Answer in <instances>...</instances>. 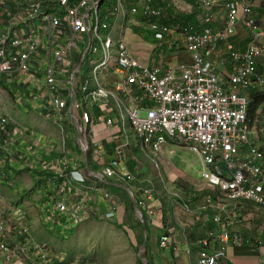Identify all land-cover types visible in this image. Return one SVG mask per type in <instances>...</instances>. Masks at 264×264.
<instances>
[{
    "label": "built area",
    "instance_id": "built-area-1",
    "mask_svg": "<svg viewBox=\"0 0 264 264\" xmlns=\"http://www.w3.org/2000/svg\"><path fill=\"white\" fill-rule=\"evenodd\" d=\"M110 1V9H103L105 0H0V91L18 89L19 101L37 103L41 116L63 128L59 153L51 158L38 157L41 148L34 141L27 148L29 157L10 151L27 130L2 97L0 153L6 162L21 161L26 171L35 172L41 191L48 187L51 202L42 223L67 233L90 217L120 221L124 212L108 193L103 196L109 207L102 214L91 203L83 185L87 177L77 169L76 148L69 144L66 124L72 115L83 133L88 128L100 133L103 125L115 136V126L120 129L112 158L107 159L101 142H94L91 148L87 143L94 149L91 159L105 178L129 186L150 226L161 208L151 205L152 179L139 177L129 166L137 159L134 148L153 169L165 145L187 148L200 160V179L208 193L201 202L183 201L178 217L172 211L173 224L166 214L157 250L169 251L174 260L184 253L188 264H234L231 248L260 250L263 244L237 225L246 202L264 207V150L250 140L264 101L248 119L254 95H264V12L255 11L250 0H197L195 22L185 24L181 16L193 10L182 12L178 0L170 1L172 13L156 0ZM120 19L118 37L113 31ZM239 26L248 35L244 51L229 41ZM132 28L146 29L167 50L186 53L190 63L178 68L142 65L125 42ZM84 63L87 75L81 78ZM93 106L100 108L96 117ZM207 210L214 227L204 220ZM183 214L205 230L195 244L179 242L180 230L186 229ZM28 216L22 204L0 195V264H93L82 254L71 256L38 242ZM256 264H264V255Z\"/></svg>",
    "mask_w": 264,
    "mask_h": 264
},
{
    "label": "crops",
    "instance_id": "crops-1",
    "mask_svg": "<svg viewBox=\"0 0 264 264\" xmlns=\"http://www.w3.org/2000/svg\"><path fill=\"white\" fill-rule=\"evenodd\" d=\"M170 1L171 0H156L155 4L164 8V10L166 12L172 13L174 11V7L171 5ZM178 1L180 3L181 9L184 10L182 12H186L187 7H188L189 11H190V9L193 10V12L190 14L184 13V16H186V15L194 16L193 19L191 20V22H194L196 14L199 12V3L197 2V0H178ZM121 22L123 23L122 19H120V22L118 23L119 24L118 27H116L115 30L113 31V33L118 37H120ZM215 26L217 27L218 25H215ZM129 32H131V33H129ZM147 37H149V38H147ZM135 38H136V40H134ZM229 41L233 44L234 49L236 51H244L246 43L248 41L247 31L242 26H239L237 28L236 34L232 38H230ZM125 42L131 48V50L133 51L137 60L142 65L147 66V67H152L156 64V66H164L165 68H178V67H182V66L190 63L189 57L186 53L179 52V51L175 52V51L167 50L165 48L164 44L163 45L157 44L152 39L150 32H148L146 29H141V31H137V28H134L132 30L127 31V33H125ZM168 53L173 54L172 56L167 58L170 61L169 63L167 62V59L165 58ZM81 68H82V66H81ZM79 69H80V67H79ZM79 69L76 70V72H78ZM76 72L74 71V73H76ZM18 106H19L18 112H17L18 121L17 120L16 121L27 130V134L24 136H20L16 140V142H14L12 145H10L9 150L14 151V152H18V153H26L27 157H29L30 154L27 153V148L34 141L35 143L40 144L41 150L39 151L38 157H40L42 159H46V158H51V157L57 155L58 154L57 150L52 145H53V143L58 142V140H59V139H57L58 137L56 139H54L53 137H51L50 132H49V134H47V131H44L39 127H36V129L34 130L31 127L30 122H28L24 118V113L26 111L25 110L26 108H29L33 113L37 114L38 116H41L37 110L38 104L37 103H29V104L22 105V104L18 103L17 107ZM67 106L69 109L70 101L68 102ZM99 109L100 108H98V106H93V111H92L93 117H96V115H97L96 112H98ZM42 118H44V117L42 116ZM71 121H72V119H71ZM48 122H50V121H48ZM69 124H70V122H67V124H66V125H68V126H66L68 128V130L70 128ZM72 125L73 126L69 130V133L71 136H76L77 131L74 127V123H72ZM101 129H102V132L97 133L96 131H91L88 128L85 130V133H83V137L86 139L87 143L90 144L89 145L90 148L94 142H101L105 146V151L107 152V154H106L107 159H111L112 158L111 150H112L113 146L117 145L118 143L121 142V140L118 139V134H119L120 129L115 126V129H114L115 136L110 135L109 131H107V130L104 131L103 125H101ZM28 131L30 132L29 134H28ZM37 135L40 139L37 137ZM60 138H61V136H60ZM76 138H77V136H76ZM45 142H47L48 144H45ZM77 143H79V142L77 141L76 144ZM173 147L177 148V146H173L171 144L165 145L163 147L161 155H163L164 153L165 154L169 153L168 149L173 148ZM261 148H262V146H261ZM78 151H80V153ZM92 151H94V149H90L91 154L93 153ZM75 152L78 155V157L80 156L79 157L80 159L78 160V163H77V167H79L78 169L81 170L80 169L81 166L85 167L86 159L83 156L82 151L78 146H77ZM134 156L137 159H136V161H133L131 163V169H135V171L137 170L136 171L137 174L138 173L143 174L142 163L144 160L140 159V153H139V150L137 148H134ZM3 159L5 161H3ZM87 162L89 163V160ZM91 162L94 166H97L100 169V167L97 164H95L93 162V160H91ZM21 163H22L21 161L6 162L5 155H1V153H0V186H2V189L4 191V195L7 198H9V200L20 201V204H22L25 207V209L28 211L29 224H30V227H31V230H32V233H33V236L35 237V239L38 242L47 243V241H50V239L53 237V234H52L53 229L51 228L52 229V230H50L51 232L47 233L46 228H48V227L44 223H42L41 220H42V217L44 214V210L47 207H49L48 205L51 202V198H50V196H48L49 194L47 195L48 192L46 190L45 191L38 190L39 189L38 188V182H35L34 175H31L26 170H23V166ZM144 164L146 165L147 168L151 169V166L148 165L147 161H144ZM184 173L187 174L186 171ZM3 176H5L6 178L2 179ZM166 176H169V175H166ZM189 176L196 179L197 181H198V179H200L199 173H198L199 178L196 175L193 177L189 174ZM158 177L159 178H156V180H153L154 181L153 185H155L156 193L159 191L169 192L170 189H172L174 187V185L171 186V184L166 182V180L164 179V177H162V175L160 173H158ZM13 178H15V179L13 180ZM10 179L14 181V185L9 184ZM28 179H29V181H26ZM167 180L169 181V177H167ZM88 181H89L88 182L89 184L96 185L95 182H92L90 180H88ZM105 181H107L109 183L116 184L115 182L110 181V180H105ZM201 182L203 183L202 180H201ZM99 183H97V185H99L101 187L102 191L109 192V194L111 196H113L116 200L119 199V195H120L121 191H119V192L113 191L111 189V187L112 186L115 187L114 185L103 184V183L99 184ZM189 185H190L189 187L191 188L193 183L189 182ZM195 188H196V186L193 188L194 192H191L188 189L183 191V193H185L187 196H189L188 198L183 197L184 201H189L192 203L193 200H196L197 202H201L203 200L202 199L203 195L202 194H199V195L196 194L198 192V190H196ZM46 189H48V187ZM162 192H160V193H162ZM169 193H171V192H169ZM206 193H208V190ZM90 196H91V199H93V200H91V203H95L96 205H98L100 207V204L104 201L103 207H100V208L101 209H108L107 200L104 199V197L102 196V194L99 191L92 192V190H90ZM155 199L152 200L153 202L151 203V205H153L155 207L160 206V208L163 207L165 210H164V214H163L162 210L160 211V213H159L160 215H159L156 223H153L151 226L150 225L148 226V232H149V230H152V231H155L156 234L153 235V237L151 239H149V236H148V241L146 242V244H148L147 249L152 248L151 244H158L157 243L158 238L161 235L162 231L164 230V227L168 224L167 219L165 217L166 213L168 212L167 211L168 209L166 207H168V206H166V207L163 206V204H164L163 200H162L163 201V204H162V202L159 198L155 197ZM44 200L46 202L47 207L43 206ZM147 203H149V202H147ZM171 205L173 207V210L176 208L180 212L179 206H174L173 204H171ZM210 211L211 210L206 211L205 216H204V220L208 223L209 226L214 227V224H212L210 222ZM244 214L247 218L246 219L247 221H245L244 223L252 221V223L255 224L256 220L262 219V225H263L262 229L264 230V216H261L259 213L256 212V210L254 209V205H252V204L248 205V208ZM181 218H183L182 221H183V224L186 226V229H184V231L180 230L179 238H178L180 244H195L199 238L205 236L204 228H202V226H200L199 224H195V222L192 219V216L190 214H183L181 216ZM120 219H122V218H120ZM87 222H89V221H87ZM110 222H113V221H110ZM237 230L245 232L247 237H253V238L255 237V236L250 234L252 231V225L244 224L240 228L237 227ZM84 231H85V228H84V226H82V227H80V229L77 230V232L75 231L76 233L72 232L73 234L70 236L72 238L66 237V243L77 244L76 247H78L80 244H85V239L87 237H86V235H83ZM55 233H57V235L59 234V237L69 235L65 232H60V231H57ZM253 233H256V232H253ZM262 234L264 237V231ZM184 247L185 246L183 245V249H184ZM153 248H154V246H153ZM71 252L76 253L77 251L71 250ZM71 252H70L71 256H74L77 254H82L85 259L87 258V259L91 260V258L89 256H87L86 253H82V251L77 252V254H71ZM152 252H156V251L154 249H152ZM154 254L157 255L159 260H157L153 257V259L151 258V260H150L151 264H159L158 263L159 261H161L163 264H188V258L184 253L180 256V258L175 259V260H174V257H171L169 251L164 252V253L163 252L160 253L157 251ZM229 255H230V261L233 262L234 264H256L258 258H260L262 255H264V242H263L260 250H257L256 248H247V247L242 248V249L231 248ZM191 259L195 263V261L197 259V252H193ZM181 260L183 261V263Z\"/></svg>",
    "mask_w": 264,
    "mask_h": 264
},
{
    "label": "rangeland",
    "instance_id": "rangeland-1",
    "mask_svg": "<svg viewBox=\"0 0 264 264\" xmlns=\"http://www.w3.org/2000/svg\"><path fill=\"white\" fill-rule=\"evenodd\" d=\"M251 1L255 4V6H257V9L264 8V0H251ZM134 40H136V38ZM172 55L173 54L168 53L165 58L167 59L168 57ZM167 62L168 63L170 62L169 59H167ZM86 75L87 74H86L85 63H84L81 68V78L85 77ZM6 90L7 92H5V90L0 91V106L2 105L1 104L2 97H5V99L3 100L4 104L6 105L9 113L18 121L17 112H18L19 106L17 107V105L18 103L24 105L22 100L19 101L20 95L16 94V92L19 90L16 88H9ZM25 110L26 111L24 113V118L28 122H30L31 127L34 130L36 129V127H39L42 130L47 131V134H49L50 132L51 137H53L54 139L58 137L57 138L59 139L58 142L56 141L57 143H53L52 146L56 148L57 153H59V148L61 146V143H62L61 140L63 137V134L61 133L62 126H58L56 123H53L52 121L48 122L49 120L42 118V116H38L37 114L33 113L29 108H26ZM144 115H145L144 112H140L141 117H144ZM259 120L260 121L257 124L258 128H257V131L255 132L256 134L250 135V140L257 146L261 145L264 150V112L261 114ZM68 134H69L70 146L73 148H77L78 146L82 150L81 147H82L83 141H80L81 143L76 144V142L78 141V139L76 138L77 135L71 136L70 133ZM258 140L260 141V143H258ZM45 144H48V143L45 142ZM181 148L182 147L180 146H177V148H174V147L169 148L168 149L169 153H166V154L164 153L165 155L164 154L161 155V162L158 163L157 168H154L155 170L153 168L151 169L147 168L143 161L142 163L143 174L138 173L139 177L151 178L152 180H156V178H159L158 173H160L162 177H164L166 182L171 184V186L174 185V187L170 189L169 191L171 193L162 192V191H159L157 193L154 192L155 197L159 198L162 204L164 201L163 206L164 207L168 206L166 208L170 212V215H171L170 221L172 224L174 223V214H172L173 207L171 204H173L174 206L181 205L182 201H184L183 197H186V198L189 197L185 193H183L184 190L188 189L189 191L194 192L193 188L196 186L195 189L198 190L199 192V193L197 192L196 194L198 195L202 194L203 196L207 194L206 193L207 189L204 183H202L200 179H198L197 181L196 179L189 176V174L193 177L196 175L199 178L198 173H200V170H201L200 160L195 154L191 153L187 148H182V149ZM78 152L80 153V151ZM73 154H74V158L76 157L78 160L80 159L79 158L80 156L78 157L76 152L73 151ZM183 171L184 172L186 171L187 174H185ZM166 175H169V176H166ZM167 177H169V181L167 180ZM26 181H29V179ZM189 182H192L194 186L192 185L190 188L189 186L191 184L189 185ZM153 184H154V181H153ZM84 187H87L89 196H90V190H93V192L99 191L102 194V196L104 193H109L106 191H102L101 187L98 185H92L89 183H85ZM154 189H155V185H154ZM0 195L4 196L6 199H9L4 195L2 186H0ZM119 198H120L119 201L124 202L125 206H127L128 201L131 200L129 194L126 191L121 192V194L119 195ZM90 200H93L91 199V196H90ZM103 202L100 204V207H103ZM251 204L254 205V209L256 210L257 213H259L261 216H264V207L260 205H255L249 202V203H246L245 205L246 208H248V205H251ZM43 206L44 207L46 206L45 200L43 201ZM95 206L99 208V211L101 212V214L104 210H106V209H101L96 204ZM127 209H128V206H127ZM127 209L123 212L122 217H121L122 219H120V221L119 219H117L116 220L117 222L115 220H114L115 222H110L100 217V215L95 216V217H90L87 220L83 221L76 230L67 232V234L69 235H66L63 237L62 236L59 237V234L57 235V233H55L56 231H59V228H57L56 231H54L50 228L45 227L47 233L51 232L50 230H52L53 232L52 233L53 237L50 239V241H47V243L53 249L65 250L69 254L71 250L77 251V252L82 251V253H86L87 256L91 258V261L93 262V264H138L137 263V260H138L137 251H138V248L140 247L139 238H138L140 235V228L136 225V222L139 220L134 214V212H127ZM175 215H177V217L180 215V212H178V209L176 208H175ZM241 218H242L241 222L237 225V227L240 228L244 224L252 225V231L250 234L257 238L263 237L262 233L264 230L262 229V226H263L262 219L256 220L255 224H253L252 221L244 223L245 221H247L245 214H242ZM82 226H84L85 228L83 235H86L87 237L85 239V244H80L78 247H76L77 244L66 243V237L72 238L70 237L73 234L72 232L76 233L77 230L80 229V227ZM253 232H256V233H253ZM155 234H156L155 231L149 230L148 232L149 239H151L153 235ZM151 245H152V248L146 249V252H145L146 257L145 256L144 257L149 260H151V258L153 259V257L159 260L157 255L154 254L158 251L157 245L156 244H151ZM152 249H154L156 252H152ZM77 252L76 253L71 252V254H77ZM143 254H144V251H143ZM158 263L163 264L161 261H159Z\"/></svg>",
    "mask_w": 264,
    "mask_h": 264
},
{
    "label": "trees",
    "instance_id": "trees-1",
    "mask_svg": "<svg viewBox=\"0 0 264 264\" xmlns=\"http://www.w3.org/2000/svg\"><path fill=\"white\" fill-rule=\"evenodd\" d=\"M111 4H112V2L110 1V0H105V2H104V5H103V9H105V8H107V9H110V6H111ZM257 11H259V13H261L262 12V10L260 11L259 9L257 10ZM193 17L194 16H189V15H186V16H184V15H182L181 16V21L183 22V23H185V24H188V23H194V22H191V20L193 19ZM211 27H213V24H211L210 25ZM138 31V30H137ZM147 38H149V37H147ZM156 65V64H155ZM23 94L24 95H27V93H26V90H23ZM254 100H253V103L250 105V112H249V116H248V119L250 120L251 119V116H252V114L254 113V111H255V109L260 105V103H262L263 101H264V95H262V94H255L254 95ZM97 113V115L99 114V111L98 112H96ZM96 115V116H97ZM70 126V128H69V130L71 129V127L73 126L72 125V123H70L69 124ZM67 128V127H66ZM67 130H68V128H67ZM262 149H263V147H262ZM87 159L89 160V165H90V167H91V169H93V170H95V171H98L99 170V168L97 167V166H94L93 164H92V162H91V160H90V151H87ZM83 172H86V169H85V167L84 166H81V168H80ZM34 178H35V182H37L38 181V179H37V174L36 173H34ZM89 178V180L90 181H92V182H97V183H99V181L96 179V178H94V177H92V176H89L88 177ZM49 179H50V182H52V183H54V179H52L50 176H49ZM111 189L113 190V191H115V192H119V191H121V192H124L123 190H121V189H119V188H116V187H111ZM121 192H120V194H121ZM198 200V199H197ZM193 201H196V200H193ZM127 206H128V209H127ZM127 206H125V208L127 209V212H133V208H132V203H131V200H129L128 201V205ZM125 209V210H126ZM247 210V208H246V206H245V210H244V212H243V214L245 213V211ZM136 225L140 228V235H139V244L141 245V243L143 242V234H142V227H141V223L139 222V221H137L136 222ZM145 227H146V230H147V241H148V225H147V223H146V219H145ZM242 233H244L245 234V232H243V231H241ZM262 239L264 240V237H262ZM147 246H148V244H146V246H145V249H144V256L146 257V249H147ZM148 258V257H147ZM147 260H149V259H147ZM137 263L138 264H143L139 259L137 260ZM149 264H151L150 263V260H149Z\"/></svg>",
    "mask_w": 264,
    "mask_h": 264
},
{
    "label": "water",
    "instance_id": "water-1",
    "mask_svg": "<svg viewBox=\"0 0 264 264\" xmlns=\"http://www.w3.org/2000/svg\"><path fill=\"white\" fill-rule=\"evenodd\" d=\"M80 67V63L78 64L77 66V69L78 70ZM72 102H73V98L70 100V106H69V111L71 110V106H72ZM71 119L74 123V127L77 131V139L78 141H83V147H82V151L84 153V157L86 159V151H87V142L84 140L83 138V135L80 131V127H79V124L78 122L75 120L74 116L72 115L71 116ZM85 169L87 171V173L90 175V176H93L95 177L97 180H99L101 183L103 184H111V185H114L115 187H118V188H121L123 189L124 191H126L130 198H131V202H132V208H133V212L134 214L136 215V217L138 218V220L140 221L141 223V227H142V234H143V242L141 243L140 247L138 248V251H137V256H138V259L143 263V264H149L148 260L144 257L143 255V251L145 249V246H146V242H147V230H146V227H145V221H144V218H143V215L141 214L140 210L137 208L136 206V203H135V197L133 196V193L131 192V190L126 187V186H123V185H118V184H113V183H109L107 181H105L102 177V175L98 172H95L93 170L90 169L89 167V164L86 160L85 162Z\"/></svg>",
    "mask_w": 264,
    "mask_h": 264
},
{
    "label": "clouds",
    "instance_id": "clouds-1",
    "mask_svg": "<svg viewBox=\"0 0 264 264\" xmlns=\"http://www.w3.org/2000/svg\"><path fill=\"white\" fill-rule=\"evenodd\" d=\"M251 1V0H250ZM252 2V1H251ZM253 3V2H252ZM254 4V3H253ZM254 6H255V4H254ZM260 11L262 10V12L261 13H263L264 12V8H258ZM257 9V6H255L254 7V10L255 11H257L258 10ZM257 12H259V11H257ZM121 24H122V22H121ZM132 29H134V28H132ZM131 29V30H132ZM138 31H139V29H137ZM132 32V31H131ZM131 32H129V33H131ZM261 104V103H260ZM264 112V111H263ZM262 112V113H263ZM73 123V122H72ZM79 124V123H78ZM79 127H80V125H79ZM80 131H81V133H82V135H83V131H82V129H81V127H80ZM85 139V138H84ZM86 141V140H85ZM79 142V141H78ZM87 142V141H86ZM79 143H81V142H79ZM78 143V144H79ZM82 147H83V142H82ZM81 147V148H82ZM87 149H88V151H90V148H89V146H88V144H87ZM182 149V148H181ZM82 151V150H81ZM82 154H83V156H84V153H83V151H82ZM86 160L88 161V159H87V151H86ZM90 160H92L91 159V152H90ZM148 163V162H147ZM89 164V163H88ZM149 164V163H148ZM129 166H130V168H131V163L129 164ZM89 167H90V165H89ZM79 168V167H78ZM77 168V169H78ZM90 169H91V167H90ZM23 170H25L24 168H23ZM79 170V169H78ZM91 170H93V169H91ZM135 170V169H134ZM79 171H81V172H83L82 170H79ZM93 171H95V170H93ZM28 172V171H27ZM95 172H98V173H100L101 174V167H100V169L98 170V171H95ZM29 174H31V175H34V173L35 172H32V173H30V172H28ZM85 175H86V177H87V179H86V182L85 183H88L89 181V174L87 173V171L86 172H83ZM102 175V174H101ZM93 177V176H92ZM102 177H103V179L104 180H110V179H108V178H105L103 175H102ZM6 177L5 176H3L2 177V179H5ZM95 178V177H94ZM15 178H13V180H14ZM151 179V178H150ZM11 180V179H10ZM99 181V180H98ZM110 181H112V180H110ZM100 182V181H99ZM114 182V181H113ZM152 182H153V180H152ZM96 183V185H97V182H95ZM101 183V182H100ZM99 183V184H100ZM116 184H118V185H123V184H120V183H117V182H115ZM10 184V183H9ZM11 185H14V181H13V184H11ZM84 185V184H83ZM99 186V185H98ZM123 186H126V187H128L129 188V186H127V185H123ZM116 188H118V187H116ZM121 189V188H120ZM130 189V188H129ZM121 190H123V189H121ZM131 190V189H130ZM124 191V190H123ZM92 192H93V190H92ZM95 192H97V191H95ZM125 192V191H124ZM132 192V191H131ZM155 192H156V189H155ZM133 193V192H132ZM109 194V193H108ZM110 195V194H109ZM133 196L135 197V195L133 194ZM104 197V196H103ZM113 197V196H112ZM114 198V197H113ZM105 199V198H104ZM115 199V198H114ZM154 199H155V193H154ZM153 199V200H154ZM116 200V199H115ZM120 200V198L119 199H117V201H119ZM15 202H19L20 203V201H15ZM192 202H196V201H192ZM121 204L123 203V206H124V211H125V204H124V202H120ZM132 203V202H131ZM135 203H136V206H137V208L140 210V212H141V214L143 215L144 213H143V211L139 208V206H138V204H137V199H136V197H135ZM246 203H249V202H246ZM246 203H245V205H246ZM94 206H95V203H92ZM108 204V203H107ZM179 206V205H178ZM108 207H109V205H108ZM99 209V208H98ZM161 210L163 211V214H164V208L162 207L161 208ZM105 211V210H104ZM168 211V212H167ZM166 212L167 213H169L170 214V212H169V210H167ZM166 213V214H167ZM172 214H174V212H172ZM171 216V215H170ZM166 217V216H165ZM143 218H144V221H145V219H146V216H145V214H144V216H143ZM166 219H167V217H166ZM242 219V218H241ZM42 221V220H41ZM114 222V221H113ZM140 222V221H139ZM146 223H147V219H146ZM147 225H148V223H147ZM149 226V225H148ZM61 232V231H60ZM253 238V237H252ZM254 240H261L262 241V243L264 242L263 240H262V238H257V237H254Z\"/></svg>",
    "mask_w": 264,
    "mask_h": 264
}]
</instances>
